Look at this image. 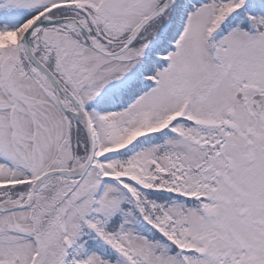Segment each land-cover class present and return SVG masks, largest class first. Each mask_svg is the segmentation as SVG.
<instances>
[{
    "label": "snow or ice",
    "instance_id": "obj_1",
    "mask_svg": "<svg viewBox=\"0 0 264 264\" xmlns=\"http://www.w3.org/2000/svg\"><path fill=\"white\" fill-rule=\"evenodd\" d=\"M0 264H264V0H0Z\"/></svg>",
    "mask_w": 264,
    "mask_h": 264
}]
</instances>
